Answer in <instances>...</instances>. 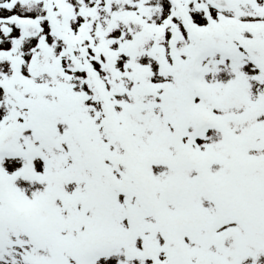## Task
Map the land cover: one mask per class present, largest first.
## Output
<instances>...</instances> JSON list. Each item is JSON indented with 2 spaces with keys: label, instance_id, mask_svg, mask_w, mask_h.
<instances>
[{
  "label": "snow or ice",
  "instance_id": "6c2138e0",
  "mask_svg": "<svg viewBox=\"0 0 264 264\" xmlns=\"http://www.w3.org/2000/svg\"><path fill=\"white\" fill-rule=\"evenodd\" d=\"M0 264H264V0H0Z\"/></svg>",
  "mask_w": 264,
  "mask_h": 264
}]
</instances>
